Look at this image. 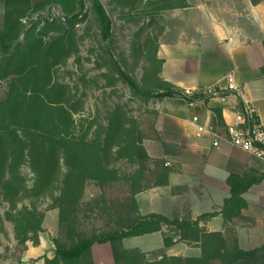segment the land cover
Masks as SVG:
<instances>
[{"label": "trees", "instance_id": "trees-1", "mask_svg": "<svg viewBox=\"0 0 264 264\" xmlns=\"http://www.w3.org/2000/svg\"><path fill=\"white\" fill-rule=\"evenodd\" d=\"M87 1L99 24L105 41H112V15L132 22L148 19L155 22L164 10L184 7L187 0H3L5 10L0 28V196L9 207L5 217L14 222L19 243L32 239L39 243L45 211L37 201L49 197L47 209L59 208V221L67 216L76 217L82 205L85 186L89 182L103 189L115 183H126L128 191L121 198L110 199L103 193L94 200L97 207L109 216L107 227L74 236V221L68 223L70 244L53 238L55 256L45 258V264H84L92 256L95 243H109L115 264H264V242L253 248H243L238 236H225L222 231H209L200 226L207 220L223 214L225 222L241 216L247 206L242 194L264 175L231 173L227 182L230 195L220 210L205 212L196 219L169 217L158 212L141 214L136 194L159 184L168 183L169 169L164 165L153 182L147 173L152 160L144 144V133L137 118L130 115L126 106L118 103L107 109L105 121L90 120L80 123L76 130L75 114L84 107L83 96L77 97L72 87L57 77L60 66L71 56L79 57L77 24L87 17ZM261 0H252L257 3ZM59 5L63 15L43 17L29 23L25 18L44 11L48 6ZM110 6V10L106 8ZM146 23L135 33L133 52L155 61L158 66L150 81L138 83L112 54L109 73H104L108 84L117 80L128 84L136 96H175L181 89L157 78L162 63L158 59L159 34H148L140 39ZM108 48V47H107ZM109 52L110 49L108 48ZM100 66L103 63H98ZM108 64V63H107ZM220 118V111L215 109ZM96 124L90 134L92 126ZM168 152V143L158 137ZM121 159L136 163L137 168L121 175L115 164ZM33 172L28 183L23 166ZM29 200L31 205H27ZM92 204V203H89ZM95 211V208H92ZM169 226L179 231L180 240L199 242L198 256L169 255L166 248L174 243L170 234L164 236L161 257L150 259L138 247L128 248L124 239L162 230Z\"/></svg>", "mask_w": 264, "mask_h": 264}, {"label": "crops", "instance_id": "crops-1", "mask_svg": "<svg viewBox=\"0 0 264 264\" xmlns=\"http://www.w3.org/2000/svg\"><path fill=\"white\" fill-rule=\"evenodd\" d=\"M187 1V6L169 9L163 14L156 54L162 63L157 78L179 89L196 90L224 84L225 75L233 71L246 96L256 105L264 125V0L257 3L252 0ZM159 100L158 112L145 129L150 134L145 133L143 144L152 159L165 160L168 183L136 194L141 214L158 212L169 217L196 219L202 213L221 209L230 195L227 178L231 173L264 175V163L260 159L226 139L214 146L211 135L197 136L191 121L198 115L201 123L214 124L221 133H226L240 109L237 93L231 92L225 98L209 97L194 107L172 96ZM215 109L220 111V118ZM158 137L168 143L167 154ZM242 196L247 206L241 216L225 222L223 214H218L199 224L209 231H222L225 236L234 231L240 246L249 249L264 242V177ZM43 228L38 244L26 243L22 264H29L31 260L45 264L46 257L55 256V243L47 241L53 232L45 220ZM165 230L163 226L160 231L143 234L161 233L159 246L133 244L130 247L137 246L147 253L161 248ZM179 238V234L174 237V243L166 248L167 254H201L199 242ZM98 244L109 245L92 246L94 264H114L111 258L95 257L94 246Z\"/></svg>", "mask_w": 264, "mask_h": 264}, {"label": "rangeland", "instance_id": "rangeland-1", "mask_svg": "<svg viewBox=\"0 0 264 264\" xmlns=\"http://www.w3.org/2000/svg\"><path fill=\"white\" fill-rule=\"evenodd\" d=\"M107 7L110 10V6ZM4 10L5 5L3 0H0V28L2 26ZM167 10L169 9L161 12V15H157L155 22L150 23H148V19L140 20L139 22L127 21L118 16V11L111 12L113 35L112 41L107 42L101 36L99 24L91 10L89 1H87L86 11L88 15L77 24L78 34L80 36L79 57L76 55L71 56L57 71L59 80L68 83L77 97L83 96L84 98L83 109L75 114L77 131L80 129V123L87 125L90 120L94 119H98L99 122H104L107 109L120 103L126 106L131 116L140 121V126L144 128L142 129L144 130V136L146 135L145 133L147 135L150 134V131L145 129L148 123L149 125L151 124V121L158 112L157 105L160 97L152 96L147 99L136 96L128 84L121 80H117L114 84L109 85L108 78L104 75V73H109V62L105 64L103 58L109 59L112 54L138 83H142L145 78L147 81H150L155 75L154 71L158 64L153 60L134 54L132 41L135 33L145 23L146 26L142 30L140 39H145L148 34L154 35L155 33L158 35L162 29L163 14ZM58 14H64L61 7L59 5H52L40 13H34L32 16L25 18L24 21L29 23L38 18L42 19L43 17H52ZM107 47L110 49L109 52L107 51ZM98 63H103V65L100 66ZM2 95L3 89L1 88L0 96ZM96 124L92 126L90 134L94 131ZM161 159L163 158L152 159L147 163V173L150 176L151 182L155 180L156 175L162 167L161 165L163 163ZM115 166L121 175L132 173L137 168V164L130 162L128 159L119 160ZM22 171L27 176L28 183L31 184L33 181V172L30 167L25 165ZM128 189V186L124 182L115 183L113 186L106 187L105 189L92 181L87 183L83 192L82 205L76 217L73 219V217L67 216L63 222L59 221V208L47 209L49 204L52 203L51 198L39 199L36 203L37 207L39 210L45 211V224L53 232V235L49 234L47 236V241L50 243L53 238H57L64 243L70 244L72 241V238L68 236V223L70 220L74 221L75 224V239H78L81 232L90 233L94 230L104 229L109 222V216L95 205L94 200L103 193L110 199L121 198L126 195ZM25 203L29 206L31 205L29 200H25ZM8 207V203L3 201L0 196V264H22L21 256L23 250L26 248V244L18 242L15 236L14 222L5 217V211ZM92 208H95V211H92ZM166 229L163 233L164 236L167 234L173 237L178 234L180 236L179 231H175L169 226H166ZM42 231H44V228ZM233 234H235L234 231H229L227 237L233 236ZM27 242L35 244L32 239H29ZM161 242L162 234L156 233L136 238L129 237L127 242H124V245L128 248H131L130 245L132 246L133 244L159 246ZM162 248H156L146 253L150 259L161 257ZM94 253L97 258H111L114 261L110 244L95 245ZM29 264H35L34 260L29 261ZM84 264H94L93 255Z\"/></svg>", "mask_w": 264, "mask_h": 264}, {"label": "built area", "instance_id": "built-area-1", "mask_svg": "<svg viewBox=\"0 0 264 264\" xmlns=\"http://www.w3.org/2000/svg\"><path fill=\"white\" fill-rule=\"evenodd\" d=\"M222 85H210L201 89L184 88L172 96L181 100L189 107L199 103H205L209 97L225 98L227 94L235 92L240 98V109L235 114V122L227 127V134L221 133L214 124H203L199 116L191 119L196 127L197 136L209 134L212 136V144L219 146L221 140L226 139L232 145L241 148L264 163V125L259 118V113L254 102L249 99L236 80L233 71L228 72Z\"/></svg>", "mask_w": 264, "mask_h": 264}, {"label": "water", "instance_id": "water-1", "mask_svg": "<svg viewBox=\"0 0 264 264\" xmlns=\"http://www.w3.org/2000/svg\"><path fill=\"white\" fill-rule=\"evenodd\" d=\"M106 8L108 9V7L106 6Z\"/></svg>", "mask_w": 264, "mask_h": 264}]
</instances>
